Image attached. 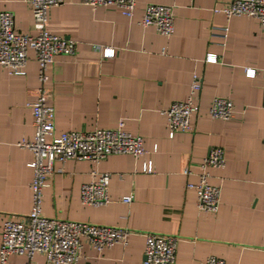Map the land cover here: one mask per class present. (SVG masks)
Masks as SVG:
<instances>
[{
  "label": "crops",
  "instance_id": "crops-1",
  "mask_svg": "<svg viewBox=\"0 0 264 264\" xmlns=\"http://www.w3.org/2000/svg\"><path fill=\"white\" fill-rule=\"evenodd\" d=\"M233 0H137L132 17L114 6L92 8L64 0L48 10L46 31L76 43L74 56H57L44 88L54 107V135L67 131L125 129L143 141L145 154L111 155L91 161L55 163L43 189L42 214L51 219L125 228L128 245L101 253L84 244L77 264H143L144 234L178 237L175 264H201L208 257L225 264H264V27L253 18L227 20L213 9ZM148 4L172 8L170 37L137 22ZM14 15L18 33L34 36L27 0H0ZM94 47L112 48L103 58ZM208 54L217 63H206ZM255 70L248 77L246 70ZM201 79L190 131L169 137L163 112L189 95L192 76ZM38 65L28 52L25 75L0 66V245L6 220L24 222L31 209L33 156L18 147L34 135L27 103L36 97ZM215 97L230 100V120L211 119ZM221 148L226 165L210 170L220 188L216 213L196 206L198 165L211 148ZM150 162L153 173L142 172ZM188 169L191 174L183 173ZM110 174V203L82 205L80 188L92 173ZM131 196L124 204L122 197ZM11 255L8 264H26ZM30 264H50L35 254Z\"/></svg>",
  "mask_w": 264,
  "mask_h": 264
},
{
  "label": "built area",
  "instance_id": "built-area-1",
  "mask_svg": "<svg viewBox=\"0 0 264 264\" xmlns=\"http://www.w3.org/2000/svg\"><path fill=\"white\" fill-rule=\"evenodd\" d=\"M137 0H84V4L94 9L114 6L125 17H132ZM32 13L34 36L20 34L15 29L14 15L0 11V66L10 75L23 76L32 51L38 65L36 97L27 103L33 114L34 135L30 141H20L18 147L32 153L29 164L32 169L30 182L31 209L26 221L8 219L3 225L0 264H8L11 255L22 256L30 264L35 254H42L50 264H77L81 259L84 244L97 253L115 245L127 246L131 232L125 228L95 225L89 223L62 221L47 218L42 214L43 189L48 177L53 173L55 163L67 161H91L100 163L111 155H130L134 158L145 154L143 141L125 129V121L120 120L110 129H97L89 132L67 131L54 135L55 110L49 103L45 84L48 81L47 69L57 56L71 57L76 53V43L63 37L51 35L46 31L48 10L60 6L64 0H27ZM213 13L222 14L227 20L233 17L256 19L264 27V0H233L214 8ZM142 27H154L157 33L170 37L174 32L172 8L165 5L148 4L141 19ZM109 59L112 48L94 47ZM214 54L206 55V63H217ZM255 70H246L248 77L255 76ZM201 91V79L192 76L189 95L184 101L172 103L164 112L169 137L190 131L191 115L196 111L195 97ZM234 107L230 100L215 97L209 108L211 119L228 121L232 118ZM226 165L221 148H211L198 165L197 182L187 187L196 192V206L203 213H216L219 207L220 188L211 185L210 170L222 169ZM142 172L153 173L150 162H145ZM185 174H191L188 169ZM110 174L92 173V180L80 188L82 205L101 207L110 203ZM121 202L130 204L131 196L122 197ZM145 246L143 264H175L176 249L180 239L171 235L155 233L144 234ZM201 264H225L222 259L208 257Z\"/></svg>",
  "mask_w": 264,
  "mask_h": 264
}]
</instances>
